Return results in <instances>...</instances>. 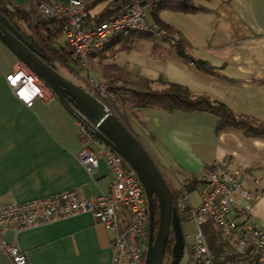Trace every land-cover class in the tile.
<instances>
[{
    "label": "crops",
    "instance_id": "crops-1",
    "mask_svg": "<svg viewBox=\"0 0 264 264\" xmlns=\"http://www.w3.org/2000/svg\"><path fill=\"white\" fill-rule=\"evenodd\" d=\"M10 1L28 8L34 22L47 18L36 0ZM200 2L209 10L185 13L161 9L158 13L163 22L181 32L187 51L214 65L217 72L200 68L152 35L136 37L131 46H125L127 42L119 38L97 58L89 56L92 63L110 68L105 73L98 67V75L93 74L101 81L143 89H162L170 82H178L195 95H209L240 114L264 121V0ZM115 3L116 0H92L89 22H96ZM147 10L155 20L153 7ZM168 48H172L171 53ZM18 63L17 53L0 38V204L70 188H77L87 198L108 192L112 174L104 156L105 144L84 133L77 117L56 95L45 92L32 104L20 99L7 80V74ZM67 66L74 68L71 62ZM120 104L126 116L116 110L158 164L182 178L178 189L181 184L201 180L218 160L245 167L249 172L245 186L260 193L261 198L247 211L246 200L238 195L229 215L264 224V136L247 135L233 125H226L218 133L219 117L209 111ZM86 147L99 155L92 172L86 170L78 156ZM253 177L260 179L258 184ZM201 186L202 180L188 190L193 204L201 202ZM184 233L187 236L185 230ZM112 236L113 230L90 211L20 231L0 225V264H11L2 238L18 244L29 264H111ZM224 242L223 235L221 240L208 242L215 256L222 254Z\"/></svg>",
    "mask_w": 264,
    "mask_h": 264
},
{
    "label": "built area",
    "instance_id": "built-area-1",
    "mask_svg": "<svg viewBox=\"0 0 264 264\" xmlns=\"http://www.w3.org/2000/svg\"><path fill=\"white\" fill-rule=\"evenodd\" d=\"M47 18L64 20L63 35L80 59L79 65L87 66L88 57H98L119 38L134 32L149 33L173 46L183 42L177 29L152 20L147 8L157 0H128L118 13L98 21L89 22V6L92 0H36ZM187 49V46H185ZM7 80L16 95L27 104L45 90L38 75L18 63L7 74ZM116 82L101 81L92 72L83 87L113 110L111 95ZM83 116L77 120L84 133L92 131ZM86 117V116H85ZM104 156L110 164L112 180L108 192L94 197H84L77 188H70L25 201L0 204V225L15 231L55 222L84 211H90L100 222L113 230L111 264H144L149 238L150 212L146 191L136 171L123 155L104 145ZM88 172L99 163L96 151L86 147L78 154ZM245 167L232 161L218 160L202 178L201 202L193 204L190 193L181 184L173 192V204L181 223L186 218L196 222L195 241L186 243V264H264V224L253 218L241 221L229 215L241 195L246 200L245 208L251 211L261 198L245 186L248 175ZM250 175V174H249ZM256 184L258 177H253ZM214 219L225 242L220 262L215 261L201 224ZM186 236V234H185ZM11 264H29L26 252L15 242L1 239Z\"/></svg>",
    "mask_w": 264,
    "mask_h": 264
},
{
    "label": "water",
    "instance_id": "water-1",
    "mask_svg": "<svg viewBox=\"0 0 264 264\" xmlns=\"http://www.w3.org/2000/svg\"><path fill=\"white\" fill-rule=\"evenodd\" d=\"M0 38L17 53L21 65L38 75L45 92L51 96L56 95L76 117L84 114L92 135L123 155L136 171L146 191L150 212L149 238L144 264H163L171 228L175 235L172 248L173 260L179 263L184 256L185 233L179 213L173 204L171 186L154 156L117 113L106 108L101 100L83 86L75 83L48 63L37 45L13 25L1 11ZM155 195L160 211L156 232Z\"/></svg>",
    "mask_w": 264,
    "mask_h": 264
},
{
    "label": "trees",
    "instance_id": "trees-1",
    "mask_svg": "<svg viewBox=\"0 0 264 264\" xmlns=\"http://www.w3.org/2000/svg\"><path fill=\"white\" fill-rule=\"evenodd\" d=\"M150 1V0H149ZM128 0H116L113 8H108L97 18V21L104 20L112 14L118 13ZM153 7V18L164 25H168L159 16V10L168 9L172 11H180L185 13H195L199 11L209 10L200 0H157ZM0 11L15 25L28 39L33 41L42 52L43 58L57 68V63L70 65L72 60L80 62L79 57L75 53L73 47L65 41L64 44L59 43L58 38L63 34L64 20L62 18H46L37 22L33 21L31 11L19 5H15L10 0H0ZM90 20V14L88 21ZM146 32H134L126 37L121 38L127 43L125 46H131L136 37H150ZM187 41L183 37V42L177 47V52L185 59L193 61L200 68L211 72H217L215 66L203 59H196L185 48ZM168 53L172 52V48H168ZM115 95H111V102L114 108L118 110L115 99H119V103L132 104L134 106H155L165 110L182 109L186 111L204 110L216 114L219 117L217 124V132L219 133L226 125H233L241 128L247 135L264 136V121L257 120L249 115L240 114L223 101L215 100L209 95H195L186 86L178 82H170L162 89L157 88H139L137 85L117 84L112 90ZM202 180V179H201ZM192 180L184 186L190 190L198 181ZM159 204L157 196H154V226L155 232L159 225ZM175 242L174 231L171 228L163 264H186L187 261L179 263L174 262L173 245ZM216 262L221 259L215 257Z\"/></svg>",
    "mask_w": 264,
    "mask_h": 264
},
{
    "label": "rangeland",
    "instance_id": "rangeland-1",
    "mask_svg": "<svg viewBox=\"0 0 264 264\" xmlns=\"http://www.w3.org/2000/svg\"><path fill=\"white\" fill-rule=\"evenodd\" d=\"M94 9V8H93ZM92 9V12L95 13V11ZM64 36L62 35L59 38V41L61 44H63ZM88 65L82 66L77 64L76 61L72 60L71 63L74 66L73 69H71L69 66L57 63V69L59 72H61L63 75L74 81L75 83L83 86L84 84H87V81L90 77V72L94 73L95 75H98L96 68L100 67L102 72L108 73L110 71V68L105 64L99 65L97 62L92 63L90 58L88 57ZM107 62V60H105ZM115 104L117 105V108L119 111H121L122 115L124 114V117L126 116V112L124 108H122V105L119 103V99H115ZM113 111L117 113L122 119V115L119 114V112L114 109ZM124 120V119H123ZM125 121V120H124ZM165 178L167 179L169 185L171 186V189L173 191H178V186L180 181H182V178L175 172H172L167 166L164 164H159ZM196 189V188H195ZM194 189V190H195ZM202 230L205 234V237L208 242L211 240H221L222 235L221 232L216 225L214 219H210L206 223L201 224ZM208 227V228H207ZM184 230L187 233L186 239L188 243H193L195 241V231H196V223L194 221H191L190 219L186 218L184 222ZM188 253L186 252L181 259L182 262H185L187 260Z\"/></svg>",
    "mask_w": 264,
    "mask_h": 264
}]
</instances>
